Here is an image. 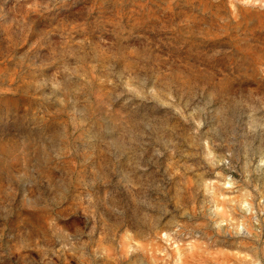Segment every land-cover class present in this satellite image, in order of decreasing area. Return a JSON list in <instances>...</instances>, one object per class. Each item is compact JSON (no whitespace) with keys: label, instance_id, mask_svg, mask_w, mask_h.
Wrapping results in <instances>:
<instances>
[{"label":"rangeland","instance_id":"rangeland-1","mask_svg":"<svg viewBox=\"0 0 264 264\" xmlns=\"http://www.w3.org/2000/svg\"><path fill=\"white\" fill-rule=\"evenodd\" d=\"M0 264H264V0H0Z\"/></svg>","mask_w":264,"mask_h":264}]
</instances>
